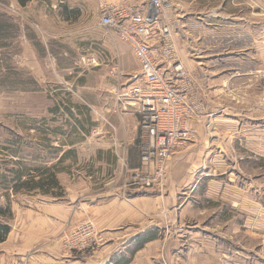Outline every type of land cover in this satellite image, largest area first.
<instances>
[{
    "label": "rangeland",
    "instance_id": "374dc122",
    "mask_svg": "<svg viewBox=\"0 0 264 264\" xmlns=\"http://www.w3.org/2000/svg\"><path fill=\"white\" fill-rule=\"evenodd\" d=\"M24 1L25 4L20 5L17 0H0V13L15 24L13 32L2 41L9 44V47H0V77L10 75L7 79L9 82L0 84V207L5 210L0 214V221L9 222L12 217L11 204L37 195L36 191L28 193L22 188L14 191L8 169H19L21 164L26 167L40 165L34 159V146L41 142V134L34 127L41 121H47V127L43 128H48L44 131L48 134L51 127L57 128L56 133L67 129L70 131L71 127L65 125L64 121H88L84 128L86 136L75 145V155H70L66 165L60 166L71 169L65 181L86 184L84 174L91 166L96 171L105 166L99 169L98 177L101 173L107 176L106 171L111 167L114 175L108 188L121 187L125 198L128 192L124 189L144 191L140 185L143 181L135 173L131 174L127 165L128 129L125 132L122 126L114 122L136 121L131 106L122 109L115 99L117 87L121 83L135 80V77L129 79L128 75L110 74L111 68L119 69L121 62L127 69H136L130 50L122 51L116 33L99 24L100 5L97 6L95 16L94 7L91 8L87 0ZM202 2L209 5V0ZM254 8L255 4L251 0V11ZM172 12L173 2L169 16L173 24L174 40L185 54L189 48L183 46L182 39H179L181 45L177 41L176 32L179 28ZM67 15L72 18L71 25L65 24ZM250 17L252 19V13ZM96 21L97 32L100 37L104 36L106 42L99 59L91 56L92 51L87 47L91 38L87 33L90 30L83 27ZM188 21L190 23V19ZM187 32L193 35L191 25ZM65 33H69L68 38L62 36ZM56 36H61L65 45L74 49L69 57L59 60L60 57L54 55L53 49L56 47L50 38ZM92 46L96 47L95 44ZM218 48L223 62L217 64H223L224 68L232 65V60L227 62L229 48ZM249 48V57L243 63V68L249 70V80L244 77L237 85L248 80V86L228 92L225 90L227 83L224 86L218 84L224 91L213 95L212 99L222 105L207 119L210 121L198 122L199 127L195 125L190 129L189 140L194 141L195 146L181 157V182L186 181L184 178L188 175L187 170L194 168L189 182L198 180L202 184L196 189L202 204L195 205V208L207 209L201 225H213L215 232L219 231L228 238L230 252L222 256V260L218 258L216 264H264V45L257 46V43L251 41ZM6 53L10 55L9 71L5 68ZM78 53H83L85 57L82 58ZM70 57L75 60H69ZM257 68L260 69L259 74H255ZM33 71L40 74L41 81ZM257 75L260 77L256 78ZM199 79H203L205 88L208 87L207 72L203 71L201 77L195 78V82ZM105 101L106 105L103 104ZM195 130H200L198 135ZM44 135L43 138L46 137ZM15 140L19 141L18 144ZM53 144L62 145L60 141ZM45 145L46 142L42 141V146ZM98 150L109 152L105 155V164L91 160L93 153ZM46 152L42 155L48 160L52 153L47 149ZM27 155V158L23 157ZM168 164L169 160L162 174L152 176V184L147 188L150 194L165 192ZM210 180L223 186L213 191L211 198L214 200L206 205L208 201L203 196V182ZM97 182L100 184L101 181ZM94 191L91 187L87 193L93 194ZM222 196L228 197L227 206L221 203Z\"/></svg>",
    "mask_w": 264,
    "mask_h": 264
},
{
    "label": "crops",
    "instance_id": "0c3cea01",
    "mask_svg": "<svg viewBox=\"0 0 264 264\" xmlns=\"http://www.w3.org/2000/svg\"><path fill=\"white\" fill-rule=\"evenodd\" d=\"M145 1L87 0L88 5L94 7L95 16L97 6H101L102 2L140 5ZM202 1L206 0H172V13L179 28L176 32L177 41L179 43V39H182L183 46L189 48L186 55L184 50H180L182 61L194 79L201 77L203 71L208 75V87L206 86L205 95L201 97L203 111L190 121L189 130L195 125L199 127L198 122L210 121L207 119L219 110L222 104L217 100L214 102L213 95L221 94L224 89L218 84L224 86L227 83L225 90L228 92L248 86L249 70L243 68V63L244 59L249 57L251 41L257 43V46L264 45V0H252L255 4L252 11L251 0H209V5ZM65 18V24L71 25V16L67 15ZM190 25L193 27V35L187 32ZM83 27L90 30L87 33L91 36L87 47L92 51L91 56H97L99 59L106 42L104 36L100 37L97 32V21ZM68 35L69 33H65L62 36L68 38ZM50 40L55 43L53 53L60 57L59 60L74 52L72 47L65 45L61 36L51 37ZM93 44L96 47H93ZM219 46L229 48L227 62L232 60V65L226 68L222 67L223 64H217L223 62ZM119 47L122 51L130 50L122 41L119 42ZM208 51L210 53H207ZM130 52L137 65L136 69H127L122 62L119 67L121 74L128 75L129 79L136 77L139 71V62L131 50ZM78 54L82 58L85 57L83 53ZM69 60L75 59L70 57ZM33 73L42 80L40 74L34 71ZM257 73H260L259 68L255 74ZM244 77L248 80L237 86ZM259 77L260 75L256 76ZM262 77L264 78V75ZM103 104L106 105V101ZM131 112L134 113L132 114L135 115L136 121H114L119 127L122 126L125 132L128 129L127 165L131 174H152L154 163L143 165L140 158V146L146 140V135L139 127V116L134 111ZM46 122L41 121L34 127V130L41 134V142L34 146V159L40 164L36 166L51 167L62 191L60 194H42L35 190L37 195L11 204L12 217L9 222L5 221L10 227L9 232L4 240L0 241V264H110L111 259L125 251L137 234L149 231L155 232L157 236L138 249L128 264H216L218 258L222 260V256L229 254L230 248L225 234L215 232L213 225H201L206 218L203 214L207 209L204 206L195 208V205L202 204L198 190L196 191L202 184L198 180L189 182L195 169L187 170L189 176L186 175V181L181 182V157L185 152L192 150L194 141L188 140L183 147L180 145L169 159L168 181L164 193L152 195L151 191L144 187L145 190L140 192L127 188L124 189L128 192L125 198L121 187L108 188L114 175L111 167L106 171L107 176L101 173L99 178V169L105 166L99 167L97 171L91 166L84 174L86 184L64 180L69 177L71 169L60 166L66 165L70 155H75V145L86 136L84 128L88 121H64L65 125L71 127L70 131L67 129L56 133L57 128L51 127L49 134L44 132L48 129H45ZM195 132L198 135L200 130ZM43 135L46 137L43 138ZM42 141L46 142L45 146H42ZM56 141H60L62 145L55 146L53 142ZM46 149L52 153L48 160L42 155L47 154ZM107 154L109 152L98 150L93 153L91 160L105 164ZM23 157L27 158L28 155ZM112 158L115 163L113 154ZM97 180L101 181L100 184ZM220 186L223 184L213 180L203 182V196H206L208 201L206 205L214 200L211 198L213 191L220 190ZM91 187L96 191L93 194L87 193ZM75 190L81 192L76 193ZM221 198V203L227 206L228 197ZM232 200L231 197L230 201ZM85 220L93 222L94 244L90 247L70 245V231L76 224Z\"/></svg>",
    "mask_w": 264,
    "mask_h": 264
},
{
    "label": "built area",
    "instance_id": "2783aa9c",
    "mask_svg": "<svg viewBox=\"0 0 264 264\" xmlns=\"http://www.w3.org/2000/svg\"><path fill=\"white\" fill-rule=\"evenodd\" d=\"M171 10L172 0H146L140 5L102 2L100 10L99 24L112 29L139 62L135 80L119 85L115 99L123 109L132 107L146 135L140 158L143 165L154 163V170L145 176L135 172L144 188L151 186L152 176L162 174L169 158L189 140L188 125L201 115L204 105V81L195 82L182 61ZM110 74L122 75L117 67ZM94 235L93 222L82 221L70 231L69 244L90 247Z\"/></svg>",
    "mask_w": 264,
    "mask_h": 264
},
{
    "label": "trees",
    "instance_id": "16d2710c",
    "mask_svg": "<svg viewBox=\"0 0 264 264\" xmlns=\"http://www.w3.org/2000/svg\"><path fill=\"white\" fill-rule=\"evenodd\" d=\"M20 5H24V0H17ZM15 28V24L12 23L11 20L7 18L6 15L0 13V47H9V44L3 43L5 36H9L13 29ZM5 68L7 71L10 69V55L5 54ZM1 61V59H0ZM3 76V75H2ZM9 76L0 77V84H6L9 82ZM8 79V80H7ZM76 121H79L76 119ZM18 144L19 141L15 140ZM19 169H8V172L11 174L10 182L14 185L12 189L15 191L19 189H24L26 192L38 191L42 194H58L56 191H62V187L58 180L56 179L55 174L51 171V167H43V166H34V167H26V165H20ZM60 194V193H59ZM5 212L0 207V214L2 215ZM9 225L5 222L0 221V241L4 240L5 236L9 232ZM157 235L153 231L144 232L137 234L133 242L129 244L127 249L115 256V258L111 259L110 264H128L132 258V255L140 248L144 246V244L155 238Z\"/></svg>",
    "mask_w": 264,
    "mask_h": 264
}]
</instances>
